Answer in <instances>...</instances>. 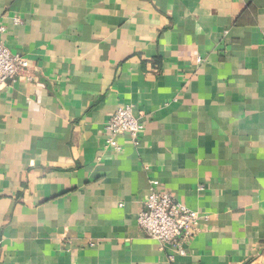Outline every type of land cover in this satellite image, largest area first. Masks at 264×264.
<instances>
[{
  "label": "crops",
  "instance_id": "obj_1",
  "mask_svg": "<svg viewBox=\"0 0 264 264\" xmlns=\"http://www.w3.org/2000/svg\"><path fill=\"white\" fill-rule=\"evenodd\" d=\"M0 26L30 61L0 90V264H264V0H0ZM125 104L146 128L105 150ZM152 181L206 215L172 259Z\"/></svg>",
  "mask_w": 264,
  "mask_h": 264
},
{
  "label": "built area",
  "instance_id": "obj_2",
  "mask_svg": "<svg viewBox=\"0 0 264 264\" xmlns=\"http://www.w3.org/2000/svg\"><path fill=\"white\" fill-rule=\"evenodd\" d=\"M15 21L20 22V19L15 18ZM4 31L5 27L0 26V32ZM197 62L201 63L202 59L199 57ZM29 67V59L14 53L0 38V90L9 79H16L21 71ZM28 79L34 80L35 76L30 74ZM145 128V123L135 114L132 104L118 106L106 124L109 136L104 145L105 150L120 151V136L128 134L133 140H137ZM151 185V192L144 201V209L138 215L139 227L155 239L161 249L170 248V259L176 254L187 253L206 215L190 208L168 191L160 189L158 181H152Z\"/></svg>",
  "mask_w": 264,
  "mask_h": 264
}]
</instances>
